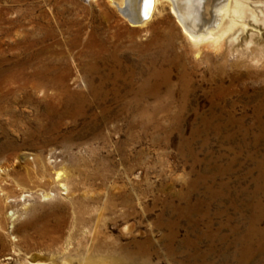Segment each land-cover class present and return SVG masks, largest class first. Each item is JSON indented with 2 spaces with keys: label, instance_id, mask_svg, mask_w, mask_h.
Masks as SVG:
<instances>
[{
  "label": "rangeland",
  "instance_id": "rangeland-1",
  "mask_svg": "<svg viewBox=\"0 0 264 264\" xmlns=\"http://www.w3.org/2000/svg\"><path fill=\"white\" fill-rule=\"evenodd\" d=\"M170 3L133 26L112 0H0V131L19 138L0 151V264H138L126 256L134 240L150 264H264V27L242 35L254 33L257 60L219 70L216 48L191 43ZM238 70L252 75L230 81ZM48 112L59 124L42 134ZM253 218L255 251L238 256Z\"/></svg>",
  "mask_w": 264,
  "mask_h": 264
},
{
  "label": "bare ground",
  "instance_id": "bare-ground-1",
  "mask_svg": "<svg viewBox=\"0 0 264 264\" xmlns=\"http://www.w3.org/2000/svg\"><path fill=\"white\" fill-rule=\"evenodd\" d=\"M159 0H150V5L147 11V14L145 17L141 16V10H142V5H145V0L143 4V0H112V2L117 6L118 10L127 17L129 22L133 26H138V25H143L145 24L151 17L153 16V13L157 7ZM171 5H170V10L172 14L176 17V21L180 24L182 27V31L184 34L187 36V38L193 43L195 46L202 44V43H207L214 48H216V51L218 55L221 56L222 61H220L217 65V69L219 70H224V67L229 64L230 66H234L237 68H240L244 65L246 56H248L251 59H254L253 57V52H255V60H257V55H256V50L254 51L251 49V54H247V48L252 46L253 43V36L254 33L250 32L247 35H245L244 38H242V35H244L245 29L247 28L248 24L250 25H258V26H263L264 27V9L261 7L262 5L264 6V1L260 0H170ZM147 7V5H145ZM261 15V17H259ZM229 19V20H227ZM167 47L171 45V41L167 39L166 43ZM255 48V47H254ZM146 49V48H145ZM256 49V48H255ZM147 50V49H146ZM148 51V50H147ZM146 51V52H147ZM145 52V51H144ZM141 53V52H140ZM165 53V52H164ZM235 54L234 58L229 61V55ZM155 54V53H154ZM163 54V53H162ZM93 55V54H92ZM95 55V53H94ZM144 55V54H143ZM166 55V54H165ZM180 55V54H179ZM179 55H175L174 59L178 60ZM101 56V55H100ZM152 56V55H151ZM102 57V56H101ZM145 57V55H144ZM153 57V56H152ZM160 57V56H159ZM163 57H165L163 55ZM181 58V57H180ZM143 59V58H142ZM153 59V58H152ZM151 59V60H152ZM157 59V58H156ZM159 59V58H158ZM162 59V58H161ZM165 59V58H164ZM247 59V58H246ZM167 60V59H166ZM172 60V59H171ZM150 61V60H149ZM158 61V60H157ZM165 61V60H164ZM144 62V61H143ZM153 62V61H151ZM160 62V61H159ZM169 62V61H168ZM133 63V62H132ZM155 63V62H153ZM163 64V63H162ZM161 64V65H162ZM125 65V64H124ZM130 65V64H129ZM128 65V66H129ZM159 65V64H158ZM127 66V65H126ZM132 66V65H131ZM140 66V65H139ZM144 66V65H143ZM150 66V64H149ZM137 67V66H136ZM159 67V66H158ZM245 67V66H244ZM138 68V67H137ZM149 68V67H148ZM154 68V67H153ZM161 68V66H160ZM160 68L158 70H160ZM215 68V69H216ZM226 68V67H225ZM139 69V68H138ZM146 69V68H145ZM164 69V68H163ZM216 69V70H217ZM121 70V69H120ZM117 71V70H116ZM127 71V70H126ZM130 71V70H128ZM138 71V70H137ZM149 71H152L151 69ZM155 71V70H154ZM164 71V70H163ZM168 71V70H167ZM162 72V70H161ZM222 72V71H221ZM140 73V72H139ZM151 73V72H150ZM115 74V73H114ZM138 74V73H137ZM170 74V73H169ZM217 74V72H216ZM105 75V74H104ZM117 75V74H116ZM121 75V74H120ZM142 75V74H141ZM154 75V74H153ZM248 76L252 75L251 71L245 70V71H234L233 72V77H230V81H236L238 78L242 76ZM115 76V75H114ZM159 76V75H158ZM157 76V77H158ZM163 80L162 82H169V76L168 73H164L163 75ZM102 77V76H101ZM111 77V76H110ZM119 77V76H118ZM114 78V77H113ZM117 78V77H116ZM131 78V77H130ZM145 78V77H144ZM127 79V78H126ZM134 79V78H133ZM155 79V78H154ZM182 79V78H181ZM112 80V78H111ZM130 80V79H129ZM144 80V79H143ZM151 80V79H150ZM185 80V79H184ZM103 81V80H102ZM127 81V80H126ZM146 81H148L146 79ZM156 81V80H155ZM183 81V80H182ZM105 82V81H104ZM113 82V81H112ZM142 82V81H141ZM161 82V83H162ZM184 82V81H183ZM186 82V81H185ZM131 83V82H130ZM144 83V82H142ZM141 83V85H142ZM98 84V83H97ZM111 84V83H110ZM101 85V84H100ZM113 85V84H111ZM218 85V84H217ZM147 87V86H146ZM149 91L151 93L155 92L157 90V85L149 86ZM102 88V87H101ZM225 89L228 90L227 87L223 85L222 82H220L219 86L216 87V94L215 97H222L225 94ZM117 89V88H116ZM147 89V88H145ZM104 90V89H103ZM110 90V89H109ZM108 90V91H109ZM115 90V89H114ZM97 91V90H96ZM106 91V90H105ZM137 91V90H136ZM144 91V90H143ZM141 92V91H140ZM100 93V92H99ZM133 93V92H132ZM147 94V93H145ZM157 94V93H156ZM133 95V94H132ZM108 96V95H107ZM137 96V95H136ZM142 96V95H141ZM151 96V95H150ZM103 97H105L103 95ZM109 97V96H108ZM135 97V96H134ZM154 97V96H153ZM101 98V97H99ZM118 98V97H117ZM139 98V97H138ZM156 98V97H155ZM134 99V98H133ZM137 99V98H136ZM144 99V98H143ZM101 100V99H100ZM104 100V98H103ZM116 100V99H115ZM106 101V100H105ZM145 101V100H144ZM105 103V102H104ZM129 103V102H128ZM134 103V102H132ZM140 103V102H139ZM72 104V103H71ZM80 104V103H79ZM130 104V103H129ZM68 105V104H67ZM103 105V104H102ZM40 106V104H39ZM38 106V107H39ZM70 106V105H69ZM72 106V105H71ZM134 106V105H133ZM137 106V105H136ZM140 106V105H139ZM146 106V105H145ZM105 107V105H104ZM123 107V105H122ZM147 107V106H146ZM166 108V106H164ZM68 108V107H67ZM75 108V107H74ZM79 108V107H77ZM133 108V107H132ZM143 109V107H141ZM162 108V107H161ZM181 108V107H180ZM1 109V108H0ZM45 109V108H44ZM47 109V108H46ZM53 109V108H52ZM51 109V110H52ZM154 109V108H153ZM158 109V108H157ZM167 109V108H166ZM215 109V108H214ZM39 110V109H37ZM66 110V109H65ZM73 110V109H72ZM106 110V109H105ZM108 110V109H107ZM134 110V109H133ZM3 110H1L2 112ZM130 111V110H128ZM155 111V110H154ZM167 111V110H166ZM172 111V110H171ZM179 111V110H178ZM177 111V112H178ZM42 112V111H41ZM40 112V113H41ZM63 112V111H61ZM65 112V111H64ZM142 112V110H141ZM149 112V111H148ZM43 113V112H42ZM70 113V112H69ZM73 113V112H72ZM126 113V111H125ZM145 113V112H144ZM7 115H12L14 117V111L9 110L8 112L5 111ZM57 114V112H56ZM66 114V113H65ZM77 114V113H76ZM55 116V114H50L48 112L45 114V117L43 120H40L41 123V129L38 128L39 132L41 131L42 134H51L52 131H54L57 127L59 122L54 121L52 116ZM62 115V114H61ZM64 115V114H63ZM68 115V114H67ZM66 115V116H67ZM71 115V114H70ZM11 117V116H9ZM8 117V118H9ZM42 117V116H41ZM51 117L53 119H51ZM18 118V117H17ZM37 118V117H36ZM19 119V118H18ZM39 119V118H38ZM2 120V119H1ZM5 120V119H4ZM29 120V119H28ZM37 120V119H36ZM12 121L16 123V119L12 118ZM24 121V120H23ZM5 122V121H4ZM7 123H10L11 120L8 119L6 121ZM13 122V123H14ZM20 122V120H19ZM72 122V121H71ZM14 123V124H15ZM27 124V123H25ZM7 125V124H5ZM22 125V124H21ZM30 125V124H29ZM17 126V125H16ZM20 126V124H19ZM25 126V125H24ZM32 126V125H31ZM61 126V125H60ZM34 127V126H32ZM39 127V126H38ZM24 128V127H23ZM26 129V128H25ZM31 129V128H30ZM27 130L26 137V142H30L31 139L35 138L31 133V130ZM59 129V128H58ZM17 132V129H14ZM26 131V130H25ZM36 131V130H35ZM1 136L4 137L3 140H0V151H4L5 149H13L15 148L17 141H18V133L17 134H8L2 130L0 131ZM19 132V131H18ZM38 132V131H37ZM57 132V131H56ZM55 133V132H54ZM38 134V133H37ZM47 136V135H46ZM37 137V136H36ZM45 138L43 135L40 136ZM23 138V137H22ZM21 138V139H22ZM76 138V137H75ZM41 139V138H40ZM63 139L66 141H70L71 137L70 135L63 136ZM48 141L51 140V137L47 139ZM42 141V140H41ZM53 141V140H52ZM72 141V140H71ZM32 142V141H31ZM24 143V141H23ZM52 143V142H51ZM34 144V143H33ZM43 144V143H42ZM31 145V144H30ZM22 146V145H21ZM20 146V147H21ZM0 152V153H1ZM7 153V152H6ZM5 155V154H4ZM43 156V155H42ZM52 160V159H51ZM36 161V160H35ZM39 163L41 164L42 167H44V159L43 157L38 158ZM45 163V162H44ZM44 169V168H42ZM46 170V169H45ZM55 179L61 180L62 179V173L61 171L56 172ZM64 185V184H62ZM186 199L188 200V194L186 195ZM179 211L185 216L192 225H195L197 220L199 221L200 217H198L197 220L194 219V211L193 207H177ZM177 234V231L171 227L169 232L165 235V238H167V249L171 255L174 253H177V251L173 248L171 245L172 242L175 240V236ZM218 233H204L203 236L211 239L215 238L218 236V238L223 239V236L217 235ZM257 232L255 231V218L252 219L251 226L249 227L248 232L240 237H237V243L239 241H243L245 246L241 251L237 252L238 256H243L246 257L247 254H252L255 251V246L253 245L255 241V235ZM181 245H188L191 248H194L198 242H199V236L196 239H190L189 237H184L180 241ZM134 243L137 246V250L134 252H127L126 256L129 259H139L138 264H150L148 261V257H146V248H145V243H147L144 240H134ZM189 259H193L198 257V254L193 255L190 254L188 255ZM245 261H241V258L238 261V264H245ZM30 264H47L44 262L40 261H33ZM65 264V263H64ZM67 264V262H66ZM71 264V263H68ZM77 264H99L95 260H88L86 258H83L81 261H79ZM178 264H184L182 260H179ZM191 264V263H187ZM196 264H208L205 260V258H201V260L196 263Z\"/></svg>",
  "mask_w": 264,
  "mask_h": 264
},
{
  "label": "water",
  "instance_id": "water-1",
  "mask_svg": "<svg viewBox=\"0 0 264 264\" xmlns=\"http://www.w3.org/2000/svg\"><path fill=\"white\" fill-rule=\"evenodd\" d=\"M143 4H144V0H143ZM145 5H147V7H145ZM145 5H142V10H141V16L145 17L150 5V0H145Z\"/></svg>",
  "mask_w": 264,
  "mask_h": 264
}]
</instances>
